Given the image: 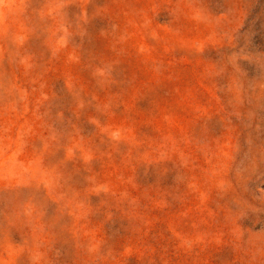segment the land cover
<instances>
[{
	"label": "rangeland",
	"instance_id": "1",
	"mask_svg": "<svg viewBox=\"0 0 264 264\" xmlns=\"http://www.w3.org/2000/svg\"><path fill=\"white\" fill-rule=\"evenodd\" d=\"M0 264H264V0H0Z\"/></svg>",
	"mask_w": 264,
	"mask_h": 264
}]
</instances>
